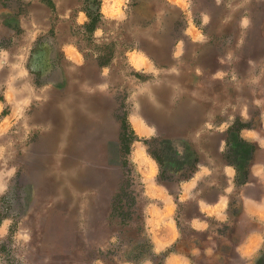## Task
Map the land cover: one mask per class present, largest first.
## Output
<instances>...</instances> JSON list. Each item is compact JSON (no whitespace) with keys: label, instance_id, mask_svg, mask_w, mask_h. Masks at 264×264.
Masks as SVG:
<instances>
[{"label":"rangeland","instance_id":"obj_1","mask_svg":"<svg viewBox=\"0 0 264 264\" xmlns=\"http://www.w3.org/2000/svg\"><path fill=\"white\" fill-rule=\"evenodd\" d=\"M132 4L123 10L130 13ZM225 4L194 0L195 22L201 10H214L209 35L181 34L177 41L185 26L179 7L162 27L160 17L112 18L101 12V0H0V168L12 173L0 193V264H117L148 256L147 245L138 253L141 241L125 227L120 238L111 236L120 227L105 219L121 183L117 113L127 112L135 133L129 157L143 182L145 208V191L160 171L148 152L151 138L165 137L160 156L176 191L189 149L205 160L220 129L246 124L248 106L258 112L253 101L260 98L253 95H264V0ZM87 10L94 16L99 10L94 29ZM176 41L181 53L173 57ZM137 146L154 160L153 174L135 158ZM192 213L194 205L177 214L185 247Z\"/></svg>","mask_w":264,"mask_h":264},{"label":"crops","instance_id":"obj_2","mask_svg":"<svg viewBox=\"0 0 264 264\" xmlns=\"http://www.w3.org/2000/svg\"><path fill=\"white\" fill-rule=\"evenodd\" d=\"M193 1L101 0L100 10L112 18L160 17V26L165 27V17L171 15L172 9L180 8L185 26L179 30L177 41L182 38L181 34L205 38L215 13L213 9L201 10L195 22L190 8ZM225 1L211 0V3L217 8L224 7ZM133 2L134 9L130 13L123 10L122 4ZM157 2L163 5H156ZM243 18L245 20L246 16ZM177 41L173 57L181 53ZM2 62L0 57V66ZM134 62L143 65L145 60L137 56ZM253 97L260 98L257 103L253 101L258 105V112H252L248 106L246 124L237 130L230 128L233 123L226 130L220 129L223 135L215 152L210 154L207 150L205 160L197 164L190 177L180 182L175 194L158 182L146 189L150 200L144 208L145 227L152 254L141 260H122L117 264H264V95ZM2 111L3 100L0 99V118ZM253 117V123H249ZM11 174L7 168H0V185L4 190ZM190 205H194V213L187 217V226L192 231L191 244L185 247L183 226L177 214L180 206ZM229 244L233 254L227 253ZM158 256L160 261L156 259ZM93 264L109 263L96 260Z\"/></svg>","mask_w":264,"mask_h":264},{"label":"trees","instance_id":"obj_3","mask_svg":"<svg viewBox=\"0 0 264 264\" xmlns=\"http://www.w3.org/2000/svg\"><path fill=\"white\" fill-rule=\"evenodd\" d=\"M87 14L90 18V22L87 25L92 26L94 29L96 25L95 24L96 18L100 16L99 10H97V14L95 16L88 10H87ZM103 54H106V50L103 51ZM153 59H155V61L159 63L155 57H153ZM100 64L104 65L106 63L100 62ZM117 116L120 121L119 136L121 138V144H122L120 148V152L121 150L123 151L120 155V165H119L122 171V174L120 176L121 183L116 188L113 197H111L110 213L107 215L105 219L115 222V224H117L120 227L119 229H116L114 233L111 234V236L120 238L122 228L125 227V230L129 231L131 236L133 235V238H131L132 240H134L135 242H138V240L141 241L140 245L139 243L138 244L135 243L136 247L139 250L138 253L143 250V245H147L148 247L147 253L148 256H150L152 254L151 243L149 241V237L147 235V231L145 227L144 207L141 206L140 204V201L142 200L144 194L143 182L141 180L140 174L136 171L129 157L130 143L134 139L135 133L131 129L128 123L127 112L125 110L118 112ZM240 126H237L236 122H234L230 126V128L231 129L235 128L237 130ZM164 138L165 137H162L160 135L151 138V140H149V142L147 143L148 152L159 165L160 171L157 175V182L164 185L171 194H175L176 191L172 187L173 177L166 174V170L164 169V164L160 156L161 151L163 150V142L165 141ZM150 143L154 144V147H152ZM186 155L187 156H185V158L181 162V164L184 165L179 166V164H177L179 167H181L182 170L187 172V173L179 174L178 176L179 178L177 179L178 186L181 181L191 176V174L197 168V164L200 162L197 153L194 152L192 149H189ZM102 248L103 247L99 246L97 249L101 250ZM97 258H101L105 260L102 254L97 255ZM156 259L160 261L161 257L158 256L156 257ZM125 260L135 261L134 259H130L129 257H125ZM256 264H258V262H256Z\"/></svg>","mask_w":264,"mask_h":264},{"label":"bare ground","instance_id":"obj_4","mask_svg":"<svg viewBox=\"0 0 264 264\" xmlns=\"http://www.w3.org/2000/svg\"><path fill=\"white\" fill-rule=\"evenodd\" d=\"M77 125H78V120H76L75 125L72 124L69 127H71V128L74 127L75 128V127H77ZM142 149H141V147L138 148V146H137L136 149L134 150V156H135V158H137L138 160H140L141 162H143L146 165V170L148 172L152 173V172H154L152 159L150 157H148Z\"/></svg>","mask_w":264,"mask_h":264},{"label":"clouds","instance_id":"obj_5","mask_svg":"<svg viewBox=\"0 0 264 264\" xmlns=\"http://www.w3.org/2000/svg\"><path fill=\"white\" fill-rule=\"evenodd\" d=\"M243 23H244V25H247L248 21L244 20ZM3 190H4V186L0 185V192H2Z\"/></svg>","mask_w":264,"mask_h":264}]
</instances>
